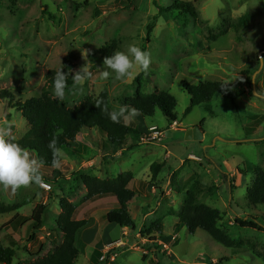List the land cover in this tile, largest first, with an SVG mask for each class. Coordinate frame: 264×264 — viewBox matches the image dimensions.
<instances>
[{"label": "rangeland", "instance_id": "obj_1", "mask_svg": "<svg viewBox=\"0 0 264 264\" xmlns=\"http://www.w3.org/2000/svg\"><path fill=\"white\" fill-rule=\"evenodd\" d=\"M175 1L0 0V92L8 89L12 94L9 99L0 96V130L8 131L15 141L30 126L14 103L40 96L48 83V72L60 69L71 56L75 64L73 82V75L84 66L91 76L74 82L78 90L66 94L63 100L68 107L79 105L87 96L98 97L107 89L112 111L118 115L142 85L147 93L159 90L173 94L179 117L174 125L160 110L154 117H144L131 109L124 120L134 122L142 133L129 135L125 144L119 145L128 150L124 156L105 153V146L111 145L105 134L93 128L79 134L69 148L61 149L63 156L57 170L64 175L58 183L50 182L52 189L30 184L13 191L0 186V199L7 204H21L22 214L31 215L37 204L50 202L44 218L46 225L37 241L29 243L32 226L15 230L21 246L16 248L12 264L32 261L30 251L37 254L41 242H45V251L52 248L55 242L49 239L51 227L63 197L77 204L79 219L99 228L96 237L90 227L80 233L76 264H94L97 252L105 256L114 248H118L116 253L99 260L104 264H263L264 230L241 227L235 219L255 218L264 228V204L252 205L247 198L256 168H264V0H181L194 3L196 17L175 11L173 15L159 14L157 5L169 7ZM152 23L155 26L148 37ZM129 44L150 54L148 70L137 67L126 78L117 79L114 73L101 78L105 70L101 48L113 45L117 51ZM183 82L227 83L237 98L215 94L211 101L186 113L191 95ZM49 90L53 95V86ZM201 122L204 138L200 141L185 139L183 131L166 135L172 127L187 128ZM154 126L162 132L159 142L151 140ZM135 145L138 146L132 148ZM32 153L37 158L36 152ZM108 155L115 159H105ZM153 163H165L156 184L172 190L160 205L159 198L148 189L154 180L150 181ZM81 170L105 178L133 172L135 181L130 187L143 196L136 192L139 211L134 212L135 228L123 230L118 242L111 240L108 230L113 225L100 215L102 209L91 210L89 205L81 204L87 194ZM53 172H41L43 180L45 176L52 178ZM232 174L236 178H231ZM196 179L207 186L201 201L224 212L221 225L234 239L243 241V246L225 247L202 229L191 233L187 226L177 228L186 189ZM139 205L156 210L144 227H140L143 216L139 214L143 213ZM11 216L0 215V240L4 246L10 245L12 237L11 229L5 227ZM154 223L162 229V236L152 230Z\"/></svg>", "mask_w": 264, "mask_h": 264}, {"label": "trees", "instance_id": "obj_2", "mask_svg": "<svg viewBox=\"0 0 264 264\" xmlns=\"http://www.w3.org/2000/svg\"><path fill=\"white\" fill-rule=\"evenodd\" d=\"M157 8L159 9V14L168 13L169 15H173L177 12L178 14H189L193 17H196L198 14L194 3L190 1L177 0L169 7L157 5ZM44 14H49L55 18L49 12H44ZM154 26V23L148 26V37H150ZM115 49L116 47L113 45H105L101 48L100 53L106 58L115 52ZM61 68L66 73V94L76 92L78 87L71 78L75 68L72 56L65 60ZM55 71L50 70L48 72V83L40 96L31 97L23 103H14V107L22 110V114L30 126L29 131L15 142L26 147L32 155V152H36L37 159L42 161V172L54 171L52 178L48 176L44 177L46 181L58 183L60 176H63V172L57 170V167H54L52 164L53 150L50 148V144H54L61 151L63 148H69L82 132L97 128L106 135L111 145L105 146L103 151L111 154L110 152L113 151L109 148H117L119 145L125 144L127 137L131 134L139 136L142 133L134 122L126 123L124 120L131 109H134L144 117H154L157 111L160 110L167 118L169 124L178 121L179 117L176 111L178 102L175 96L169 92H161L159 90L147 93L142 90V85L138 87L136 96L117 115L118 122H114L110 118L109 113H113V111L107 89H104L98 97L87 96L79 105L68 107L63 101L58 100L50 93L49 88L53 86ZM140 77L141 74L138 76L139 84L142 83ZM224 85L227 86L225 87ZM183 87L191 95V106L186 110V113H189L196 105L211 101L215 94H221L232 100L237 98L236 92L227 83L200 82L198 84H189L183 82ZM0 96L1 98L9 99L12 97V94L8 89H3L0 92ZM199 125L202 126V122ZM137 146H132V148H136ZM124 153L122 155H125ZM105 159H115V157L108 155ZM61 161L62 157L60 158V163ZM164 166L165 163L152 164L151 171L154 180L157 179L158 174ZM80 172L82 182L87 188V194L81 200V204H88L102 198L115 197L118 202V208L110 211L103 219L110 224L120 223L124 227L134 229L136 223L129 211V205L137 195L129 187V184L134 179L133 172H121L112 178L93 176L87 174L85 170H81ZM240 173L242 174L241 170ZM155 185L158 187L157 184ZM231 187H233V184ZM206 189L207 186L202 184L198 179L188 187L179 213L177 228L180 229L183 226H187L191 233L202 229L225 247L240 248L244 245L243 241L234 239L227 229L221 225L224 212L201 201L200 196ZM247 198L252 205L264 204V168H256L253 182L247 189ZM48 206L47 203L38 204L29 218L16 215L5 227L7 229L13 227L16 221H18V226L20 227L28 221L30 222V226H32L29 243L37 241L38 233L46 225L44 218ZM21 207V204H7L0 199V215L18 211ZM60 208L61 212L51 229L52 234L54 229L63 233L62 242L52 246L46 253H44L46 245L42 244L37 254H32L30 251L34 257L32 261L19 264H75L80 252L77 245L78 235L89 223L86 219H79L77 217L78 206L68 198L63 197L60 199ZM235 222L241 227L264 230L255 218L243 219L236 217ZM152 226H154L152 230L157 231L162 236L163 231L160 229V226H157L155 223ZM12 237L10 238L9 246H4L0 240V264H12L16 256V248L21 246ZM117 249L110 250L105 256H103L102 252H97L95 264H104V261L99 260L100 257L104 259L108 258V256L110 257L113 253H116Z\"/></svg>", "mask_w": 264, "mask_h": 264}, {"label": "clouds", "instance_id": "obj_3", "mask_svg": "<svg viewBox=\"0 0 264 264\" xmlns=\"http://www.w3.org/2000/svg\"><path fill=\"white\" fill-rule=\"evenodd\" d=\"M150 63V54L146 50L136 44H129L126 49L117 50L105 58V70L101 72V78L107 79L112 73L117 79L126 78L137 67L147 71ZM90 76L91 73L84 66L73 75V79L75 83H79L83 78ZM66 89V73L61 68L55 71L53 77V95L63 101ZM109 115L114 122H118L115 112ZM49 146L53 150L52 164L59 167L63 153L54 144ZM41 165L42 161L35 158L26 147L15 142L8 131L0 130V186L13 191L30 184L45 186Z\"/></svg>", "mask_w": 264, "mask_h": 264}, {"label": "crops", "instance_id": "obj_4", "mask_svg": "<svg viewBox=\"0 0 264 264\" xmlns=\"http://www.w3.org/2000/svg\"><path fill=\"white\" fill-rule=\"evenodd\" d=\"M194 126H198V125H193L192 127H194ZM192 127H187V128H184V127H179V128H177V129H174V127H172V128H170L171 130H167L166 131V135H167V132L168 131H171V132H173L174 130L175 131H183L184 133H185V131L188 129V128H192ZM110 150H112L113 152H114V156H119V155H122L123 154V152H125V150H127V148H125L124 146L123 147H117V148H109ZM125 154V153H124ZM124 156V155H123ZM182 162V161H181ZM183 163V162H182ZM106 165H104V166H100V169L102 170L103 169V167H105ZM152 166V165H151ZM79 169H81V168H79ZM173 171H175V170H173ZM41 172H42V170H41ZM64 175V174H63ZM172 176H173V173H172V175L169 177V180L171 181V179H172ZM98 177H101V176H98ZM113 177H115V176H113ZM149 177V176H148ZM234 178L235 177V175L234 174H232L231 175V178ZM101 178H105V177H101ZM112 178V177H111ZM134 178H135V176H134ZM236 178V177H235ZM229 179H230V177H229ZM134 181H135V179H133L132 181H131V183L130 184H132L133 185V183H134ZM150 181H152V177H151V180ZM156 182H157V179L156 180H153V182L152 183H150L149 182V184H148V189L150 190V193L151 194H153V195H155V197H157V198H159V201H158V204L160 205L161 204V202L166 198V194H171V191L172 190H167V185L165 186V189H163L161 186H158V187H156ZM242 182V181H241ZM130 184H129V187H130ZM139 184H141V182H139ZM163 186V185H162ZM131 188V187H130ZM133 188V187H132ZM131 188V189H132ZM85 189H86V191H87V188L85 187ZM164 190L163 192H159L158 190ZM180 188L178 187V190H179ZM188 189V188H187ZM187 189H186V191H187ZM134 191L136 190V189H133ZM178 190L177 191H175V192H178ZM141 192H142V190H140ZM165 191H168V192H166V193H164ZM135 192H137V194H138V196H143V194H141V193H139L138 191H135ZM143 193V192H142ZM145 194V193H144ZM147 194H145V197H149V196H146ZM172 196H176L174 193L172 194ZM53 197H56L55 195L54 196H52L51 197V199L53 198ZM170 198V197H169ZM135 199V198H134ZM185 199V198H184ZM70 201H72L71 199H69ZM171 200H173L172 198H171ZM50 201V200H49ZM184 202V201H183ZM44 203H50V202H47V201H45ZM170 203L172 204V202L170 201ZM38 205V204H37ZM49 205V204H48ZM83 205H89L90 206V209L92 210V209H96V208H98V207H100L101 209H102V211H101V213H100V215H102V217L104 218V216L106 215V214H108L110 211H113L114 209H116V208H118V202H117V199L115 198V197H107V198H102V199H99V200H96V201H94V202H91V203H88V204H83ZM182 205H183V203H182ZM182 205H181V207H182ZM138 206V201L135 199L134 201H132L131 203H130V205H129V211H130V213H131V215H132V218H133V220L135 221V222H137V220H136V216L134 215V212L135 211H139V209H136V207ZM139 207H140V205H139ZM141 209V213H143V214H139V216H143V220H142V222H141V224H140V227L142 226V227H144L145 225H146V219H148V217H150L151 215H153L155 212H156V210H149V208H150V205L147 207V209L146 208H144V207H140ZM78 211H79V208L77 209V215H78ZM60 212H61V209H59V212H58V214H60ZM170 212H173V209H172V207H171V210H170ZM12 216V218H11V220L14 218V216H16V215H22V216H24L25 218H29L31 215H27V214H25V213H21V210H18V211H15V212H12V213H10ZM10 214H7V215H10ZM138 216V217H139ZM11 220H9V221H11ZM107 223V222H106ZM108 225H110V223H107ZM27 225H29V227H30V222H26V223H24L22 226H27ZM13 226V225H12ZM19 226H18V221H16V223L14 224V226L13 227H10L9 229H11L10 231L11 232H9V233H12L11 234V236H13V238L15 239V240H17L16 239V232H15V230L18 228ZM90 227V233L93 235V234H96L97 233V231L99 230V228H98V225L96 224V226H93V225H88L86 228L88 229ZM13 228H14V230H13ZM85 228V229H86ZM107 229H109V228H107ZM111 231V229L110 230H108V232H110ZM15 232V233H14ZM97 236V234L95 235V237ZM60 237V239L58 240V238ZM79 237H80V235H78V238H77V245H78V241H79ZM41 238V237H40ZM49 239H51V242H55V244H53V246L54 245H57V244H60L61 242H62V239H63V233L62 232H59V231H56L55 229L53 230V234H52V229H51V234H50V237H49ZM42 240V239H41ZM59 242V243H58ZM42 244H45V242H41V245H40V247L42 246ZM86 244H87V242H86ZM30 246V248L32 247V244H30L29 245ZM35 246L36 245H33V247L35 248ZM48 250H46L45 251V253L47 252ZM76 261H77V258H76ZM94 263V262H93ZM76 264V263H75ZM95 264V263H94Z\"/></svg>", "mask_w": 264, "mask_h": 264}, {"label": "water", "instance_id": "obj_5", "mask_svg": "<svg viewBox=\"0 0 264 264\" xmlns=\"http://www.w3.org/2000/svg\"><path fill=\"white\" fill-rule=\"evenodd\" d=\"M255 77L256 74L253 77V85H255ZM171 131L167 132V135H170ZM204 138V131L200 125L194 126L192 128H188L185 131V139L187 140H202ZM160 140H158L159 142ZM113 225L112 230L110 231L109 235L111 237V240L113 242H118L122 237L123 230L127 229V227L122 226V224H110Z\"/></svg>", "mask_w": 264, "mask_h": 264}, {"label": "built area", "instance_id": "obj_6", "mask_svg": "<svg viewBox=\"0 0 264 264\" xmlns=\"http://www.w3.org/2000/svg\"><path fill=\"white\" fill-rule=\"evenodd\" d=\"M173 124L174 125L177 124V121H175ZM151 130L154 133L153 135H151V138H152L151 140L153 142L154 141L157 142L158 140H160V137L162 136V132H160L156 126L152 127ZM148 139H150V138H148ZM44 184H45V186H42L44 189H46V190L52 189V184L50 182L44 180Z\"/></svg>", "mask_w": 264, "mask_h": 264}]
</instances>
